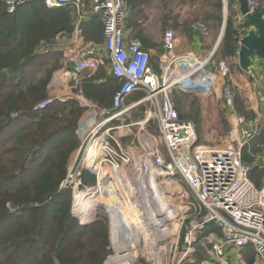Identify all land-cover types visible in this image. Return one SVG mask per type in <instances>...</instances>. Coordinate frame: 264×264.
Wrapping results in <instances>:
<instances>
[{
    "label": "built area",
    "instance_id": "built-area-1",
    "mask_svg": "<svg viewBox=\"0 0 264 264\" xmlns=\"http://www.w3.org/2000/svg\"><path fill=\"white\" fill-rule=\"evenodd\" d=\"M31 1L27 0L28 3ZM43 1L48 8H72L77 26L93 15H100L104 25L102 44L87 43L75 54L64 53L63 69L60 72L62 76H70L78 88L80 74L85 71L97 72L104 68L120 82L109 107H101L90 101L82 91H78L73 97L84 110L77 129L82 146L60 185V190L72 191V215L83 226L94 224L101 215L96 212L101 202L94 208L90 207L88 197L93 193H102L105 186H117L120 189L118 210L115 211L112 206L105 204L100 206L105 209L104 214L110 219L111 242L113 238L115 244L116 221L119 215H123L124 202L133 199L138 203L139 198L136 197L144 196V189L137 187V180L154 175L163 187V184L180 179L193 191L199 205L197 207L191 201L188 192L180 191L174 195L170 190L174 206L175 198L179 197L181 200L183 221H189L186 225L187 231L183 234V242L188 246L187 253H184L178 264L188 253H192L190 247L195 237L210 223L220 227L222 238H217L214 233L209 234L206 240L213 246L208 258L200 264H230L225 259L229 248L239 250L250 245L254 247L256 264H264V186L258 189L253 185L250 180L252 167L242 160V149L264 133V126L259 115L247 122L237 114L234 96L235 89L242 90L237 79L244 74L252 80L264 104V60L253 53L249 57L247 69L241 68L239 53L250 30L245 27L246 17L241 13L239 1L234 0L231 7L233 20L238 25L239 45L234 58L238 67L233 74L230 60L215 61L214 51L205 57L188 52L178 55V43L172 30L166 31L163 36L162 52L158 56L161 73H155L151 53L145 49L143 42L128 38L125 27L129 15L128 0H90L89 3L83 0ZM7 2L10 4L8 12L14 13L15 2ZM223 3L224 18L227 21L228 0H223ZM24 4L25 2H20L18 6ZM248 7L250 14L260 12L264 21V0H248ZM194 29L203 37H207L210 32L209 27L201 23L196 24ZM69 64L73 65L72 71L67 73ZM62 79L61 77L59 83H63ZM175 89L204 97L217 95L220 91L225 106L240 126L242 139L228 138L220 145L201 144L194 125L179 117L171 98ZM141 90L147 93L144 99L123 108L124 101ZM54 100L56 99L50 98L36 109L44 110ZM252 100V96H247L246 102L251 106ZM145 103H149L151 108L137 125L140 132H144L151 123L157 126L159 139L154 135H144L138 138L141 150L139 153L131 156L119 152L112 142L115 141L111 134L114 128H110V124L121 121L124 125L125 117ZM159 142L165 146L168 158L160 150ZM258 146V156L264 158V145ZM91 151L97 152V157L92 162L89 161ZM85 172L95 176V186L84 185ZM83 199L85 201L82 203ZM147 203L151 205L149 201ZM238 258L241 264H246L240 255Z\"/></svg>",
    "mask_w": 264,
    "mask_h": 264
},
{
    "label": "trees",
    "instance_id": "trees-1",
    "mask_svg": "<svg viewBox=\"0 0 264 264\" xmlns=\"http://www.w3.org/2000/svg\"><path fill=\"white\" fill-rule=\"evenodd\" d=\"M13 1L15 12L9 13L10 4L0 0V264H105L112 254L108 215L101 214L90 226L81 225L72 215V191L60 190L69 163L81 146L77 129L84 110L75 100L57 99L44 110L36 109L50 99L48 87L53 74L63 67L56 39L70 36L75 30L74 10L48 8L43 0ZM231 1L228 0L225 34L215 61L233 62L239 49ZM20 2L25 4L18 6ZM149 2L129 0V5L136 12L137 7ZM222 5V0H214L209 6L217 10L216 15L204 19L194 15L186 22L173 18V25L179 27H170L187 39L186 44L192 43L195 36H202L195 31L196 24L210 28L212 19L222 26ZM91 30L95 35V28ZM119 87V80L101 69L94 75H84L77 92L108 107ZM179 94L172 97L179 117L194 120L199 127V106L192 104L186 110ZM243 99L235 93V110L249 122L255 114ZM260 137L242 149L244 163L250 165V152L257 155ZM248 148L252 150L248 152ZM91 182L96 183L95 176L85 172L84 185L95 186H90ZM211 233L222 234L215 223L207 225L195 239V261L205 259L211 248L205 239ZM248 264H256L254 254Z\"/></svg>",
    "mask_w": 264,
    "mask_h": 264
},
{
    "label": "rangeland",
    "instance_id": "rangeland-1",
    "mask_svg": "<svg viewBox=\"0 0 264 264\" xmlns=\"http://www.w3.org/2000/svg\"><path fill=\"white\" fill-rule=\"evenodd\" d=\"M212 1L214 0H150L149 3L143 6L137 7L136 12L132 8L130 16L142 18L144 20L142 27L146 28V30L148 31V36H150L151 40H154V41L157 40L158 42H160V40L163 38L162 36H164L166 31L172 30L175 34V37L178 43L177 51L180 52L181 50H184L186 48L187 44L185 42L187 41V39L183 35L181 36V34L175 31L172 27H170V26H177V25H173L174 21L172 22V19L180 18L181 20L186 22L187 20H191L194 15H196L198 18H201V19H204V17L206 18L210 14L216 15V13H218L217 10H215L214 7L209 6V4ZM222 6H223L222 7V18H223L222 22L224 24L225 22L224 3ZM167 18L171 19V21H168ZM101 22L102 21H101L100 15H93L89 21L84 22V27L87 25L100 26ZM213 22L214 21L211 19L209 22V25H210L211 31H213L214 34L216 35L215 36V39H216L215 44H216L221 34L223 24L221 26V24L219 25L218 23H213ZM125 25L126 27H128V26L135 25V24H131L129 20H126ZM178 27L179 26H177V28ZM230 66H231L230 67L231 72L234 71L238 67L236 65L235 59L233 62H232V59H230ZM154 67H155L154 69L155 73L160 74L161 71L158 66V60ZM60 74H61L60 70L56 71L53 74L51 83L55 81L57 78H59L57 79V82H60L61 77H62ZM56 85L59 86V83H57ZM238 91L242 94L241 90H238ZM177 92L178 94L180 93L179 95L183 98L185 102L184 107L186 110H189V107L192 104L198 105L200 108L201 121H200L199 127L197 126L194 120H187V121H190L196 128V131L200 139V143L203 145L205 144L206 145H220L224 143L228 139L227 137L231 133L230 131L231 123L235 124L236 120L232 112L227 110L224 104V101L221 98L220 93L218 95L204 97V96H198L195 94L183 93L175 89L173 90L171 98ZM48 93H49V98H53L50 92ZM146 95L147 93L144 90L137 91L133 93L132 95H130V97L126 99L125 103L128 101H131L132 99H136V100L141 99L145 97ZM70 100H74V99L72 98ZM59 101L68 102L64 100H59ZM150 108H151V105L148 103V104H145L143 107L133 110L132 113L139 112L143 114L144 111ZM148 129H149V132L152 133L156 139H159L158 137L159 133L157 130L158 129L157 126H154L151 123L148 125ZM240 136H242L241 133H240ZM81 146H82V142H81ZM159 147L162 153L165 155V157L168 158V153H167L165 146L159 142ZM79 150L75 155H73L68 168L70 167L71 164L75 162L78 156ZM94 184H95L94 182H91L89 185L93 186ZM163 188L167 189L168 191L167 198L171 201H172V193L170 192L169 194L170 190L174 193V195H176L177 192H180V191L188 192L190 194L191 201L198 207L199 202L194 197L193 191L189 190V187L183 180L179 179V181L178 180L176 181L175 179L170 184H167V185L163 184ZM175 199H176L175 201L176 206L182 209L183 206L181 204L180 198L177 197ZM137 201L138 203H135V201L131 199L130 202L132 203V206L135 209V212L138 213V216H136V220L140 227L141 220L145 221L148 215H146L145 212L142 210L138 199ZM172 203L174 202L172 201ZM7 206L8 208H10V210H14L12 206L10 205H7ZM100 206H104V204L99 203V206L96 208V212L97 213L99 212L98 214L105 213L106 212L105 209L103 207L101 208ZM140 215H143L144 217L142 218ZM183 217H184L183 213H181L179 218H177L175 222H173V224L170 223L169 225V231H171L172 234L175 235L173 239L168 238L166 239V241L157 243V240L153 236L147 238L145 235H143L139 248H138L139 251L137 255L131 260L128 259L127 260L128 264H178L179 261L184 257V253H187V249H188V246L183 242L184 240L183 234L184 232L187 231L186 225L188 224L189 221L187 220L183 221ZM186 217L188 218V216ZM178 224L180 226L179 230L175 232L176 226ZM199 235L200 233L197 234V236L195 237L196 240L198 239ZM195 241L193 245L190 247L191 248L190 251H192V253H188L186 258L180 264H187V262H189V264H200L202 262V261L198 262L193 259V255H195L197 252L195 248ZM207 244L209 243L207 242ZM110 249L112 251V254L111 256H109L105 264H108L110 258L116 257L117 255L116 243L114 244L113 238H112ZM253 254L255 255L254 247L253 245H250V246L244 247L239 250L238 249L230 250V253L227 255V260L229 261L230 264H241V261L238 258V255H241L242 260L246 264H248L251 261Z\"/></svg>",
    "mask_w": 264,
    "mask_h": 264
},
{
    "label": "crops",
    "instance_id": "crops-1",
    "mask_svg": "<svg viewBox=\"0 0 264 264\" xmlns=\"http://www.w3.org/2000/svg\"><path fill=\"white\" fill-rule=\"evenodd\" d=\"M83 1L85 3L90 2V0H83ZM231 2L233 4L234 0H232ZM128 10H129V13H128L129 15H128V18L126 20H129L131 22V24H135V25H131L128 27H126V25H125L127 33H128V38L142 41L144 46H145V49L151 53L152 60H155L154 63H156V61L158 60V56L162 52V40H163V38L160 40V42H158L157 40L154 41V40L150 39V36H148V31L146 30V28L142 27L144 20L142 18L130 16L131 15V7L129 5V0H128ZM91 17H90V19H91ZM74 18H76V17H74ZM89 20H87V21H89ZM84 22H86V21H84ZM84 22H81L77 26V23L75 21V30L72 32V34L70 36L61 35V36L57 37L56 47H57L58 51L61 50L63 52L62 57H63L64 53L75 54V52H78V50L87 43L102 44L104 42V25H103V22L100 23V26H98V25H87L85 27H84ZM92 28H95V35L92 34V30H91ZM215 36L216 35L214 34L213 31H211V28H210V32H209V35L207 37L201 36L198 38L197 36H195V39L192 43L187 44V46L184 50H181L180 52L177 51L176 53L178 55L184 54L187 52L188 53H196V54H199V55L205 57L208 54H210L211 52H213L216 48L218 40L215 44V40H216ZM72 66H73L72 64H69L67 66V68H66L67 73L72 71ZM62 69H63V67L60 69L61 73H62ZM101 69H104V68H100L97 72H99ZM233 73H234V71H232V74ZM86 74L91 76V75L96 74V72H89V71L83 72L82 74H80V78H79L80 82L83 81L84 75H86ZM60 75L62 76V74H60ZM62 78L63 79L61 82H63V83L53 81L50 84L48 91L50 92V94L53 96L54 99L68 101L75 96V94L77 93V88L75 87V82L72 80V78L70 76H62ZM100 82H105V79H101ZM237 82H239L238 83L239 87H242V90H241L242 94L238 90L235 89L234 90V96H235L236 92L241 94L244 97L243 100L245 101V105L248 106V108L250 107V109L254 112L255 116L256 115L260 116L261 123L264 126V104H263L262 97H261L258 89L254 88L252 80L249 77H246L244 74L237 79ZM57 83H59V86L56 85ZM219 93L221 95L220 91L217 92V95ZM247 96L253 97L252 106H254V109L252 108L250 103L246 102ZM143 99H144V97L141 99H138V100L132 99L131 101H128L126 103L124 101L123 108L128 107L129 105H132V104H134L138 101H141ZM145 104H148V103H145ZM145 104H143L141 107H143ZM111 105H112V103H111ZM148 110H150V109H148ZM148 110H146V111H148ZM227 110L230 111L228 108H227ZM146 111H144L143 114L139 113V112L138 113H132L131 112L129 115H127L125 117L126 121H125L124 125L122 124L121 121H115V122L110 124L109 127L114 128L111 131V134L114 137L115 141H112V142H113V145L115 144V146L119 152L121 151L123 153L134 156L135 154H137L141 151L138 138H142L144 135H153L152 133L149 132L148 125L146 126L144 132H140V127L137 125L140 121H142L144 119ZM230 131H231V133L227 138L242 139V136H240V133H241L240 126H238L237 121L235 124L231 123V130ZM158 133H159V131H158ZM260 139L262 140V142ZM259 140H260V143H258V144L264 145V133L261 135V137L258 139V141ZM199 141H200V139H199ZM248 145H250V144H248ZM258 149H259V147L257 148V155L254 157L255 153L254 152L251 153L250 151L252 149L248 148V152H250V155H251L250 157L248 156L249 157L248 163L252 167V172L250 174V180L256 188L260 189L264 186V158H260L258 156V153H259ZM255 168H258V171H256ZM216 237L221 239L222 234L220 236L216 235ZM209 246L212 247L213 244H209ZM230 250H235V248L231 247L228 249V252L225 256L226 260H227V255L230 253ZM209 252H210V250L207 251L206 257L203 261H205L208 258ZM240 257H241V255H240ZM214 264H218V263L214 262Z\"/></svg>",
    "mask_w": 264,
    "mask_h": 264
},
{
    "label": "bare ground",
    "instance_id": "bare-ground-1",
    "mask_svg": "<svg viewBox=\"0 0 264 264\" xmlns=\"http://www.w3.org/2000/svg\"><path fill=\"white\" fill-rule=\"evenodd\" d=\"M96 157L97 152L91 151L89 161L92 162ZM137 187L144 189V199L140 198V196L136 198H139V204L148 216L145 221L141 220L140 225L142 227H139L136 220L138 213L135 212L130 202L131 200L124 202L125 209L122 210L123 215L118 216L115 227L117 233L115 240L117 255L116 257L110 258L108 264H128L127 260H131L137 255L143 235L147 238L153 236L157 240V243L166 241L168 238L173 239L175 236L169 231V223H171L173 219H176L177 216L181 215L182 209L178 206H174V203L167 198L168 191L161 187L158 177L154 175H151L147 179H141L140 177L137 180ZM119 190L120 189L115 185L111 187L105 186L102 193H93L88 197V205L94 208L97 203L101 202L107 206H112V208L117 211ZM84 201L85 199H83L82 203ZM147 201H149L151 205L148 204ZM88 209L90 210V208ZM140 216L142 218L144 217L143 215ZM179 227L178 224L175 232L179 230Z\"/></svg>",
    "mask_w": 264,
    "mask_h": 264
},
{
    "label": "water",
    "instance_id": "water-1",
    "mask_svg": "<svg viewBox=\"0 0 264 264\" xmlns=\"http://www.w3.org/2000/svg\"><path fill=\"white\" fill-rule=\"evenodd\" d=\"M239 2L241 5V13L246 17L245 27L250 30L249 35L242 42L239 53L241 68L245 70L249 65V57L253 53H256L264 60V21L260 12L254 14L249 13L248 0H239ZM225 28L226 21L223 24L214 54L217 53L222 43Z\"/></svg>",
    "mask_w": 264,
    "mask_h": 264
}]
</instances>
